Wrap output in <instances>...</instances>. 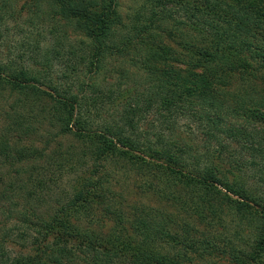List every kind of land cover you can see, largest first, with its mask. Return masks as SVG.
Masks as SVG:
<instances>
[{
  "label": "trees",
  "instance_id": "obj_1",
  "mask_svg": "<svg viewBox=\"0 0 264 264\" xmlns=\"http://www.w3.org/2000/svg\"><path fill=\"white\" fill-rule=\"evenodd\" d=\"M132 1L0 0V264H264V0Z\"/></svg>",
  "mask_w": 264,
  "mask_h": 264
},
{
  "label": "rangeland",
  "instance_id": "obj_2",
  "mask_svg": "<svg viewBox=\"0 0 264 264\" xmlns=\"http://www.w3.org/2000/svg\"><path fill=\"white\" fill-rule=\"evenodd\" d=\"M134 1H132V0H121V3H122V6H123V10H124V12H128V8H130L133 4H135V3H133ZM136 6V5H135ZM129 15H131V11H129V13H128ZM24 17H22V19L20 20V22H23V21H25L26 20V18L28 17V16H30V15H23ZM45 16H47V15H45ZM129 17L130 16H128L127 18H126V20H125V23H128L129 21ZM38 24V27H39V32H41L42 34H43V36H42V38L43 37H45L46 39V41L47 42H51V36L49 35V33H48V30H49V28L51 27V26H48V25H52L51 24V22L49 21V20H46L45 19V25H43L44 26V28L42 27V24H39V23H37ZM9 26H12V27H10L11 29L13 28V26L15 25L14 24V22H10L9 24H8ZM18 25V24H17ZM23 28L27 31V33H29V37L30 38H32V39H34V37H35V33H36V28L35 27H32V26H30L29 25V23L27 22L26 24H23ZM26 28H28V29H26ZM32 32V34H31V32ZM22 34H17L14 30H11L10 32H9V34H8V37H9V40H10V42H11V44H12V42L14 41V40H20L21 39V36ZM45 42V41H44ZM113 62V67H115V68H118L119 66L120 67H125V65H123L121 62H123L122 60H118V61H115L114 59L112 60H110V62ZM55 69H56V67H55ZM129 69H130V71L132 72V70L133 69H131L130 67H129ZM61 186V185H60ZM1 188V187H0ZM8 204V203H7ZM11 218H15V217H8V218H6V217H3V215H1V213H0V221H2V222H6V226H7V228H10V227H12L13 225H14V220L13 219H11ZM6 220V221H5ZM0 227H1V225H0ZM13 231V233H14V235H16V232H15V230L14 229H12ZM11 232V233H12ZM10 248H12V247H10ZM13 249V248H12Z\"/></svg>",
  "mask_w": 264,
  "mask_h": 264
}]
</instances>
